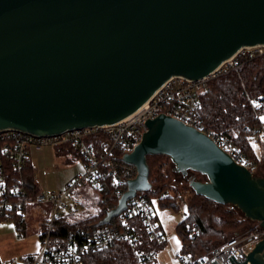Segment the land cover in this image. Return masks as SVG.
I'll list each match as a JSON object with an SVG mask.
<instances>
[{
	"label": "water",
	"instance_id": "obj_1",
	"mask_svg": "<svg viewBox=\"0 0 264 264\" xmlns=\"http://www.w3.org/2000/svg\"><path fill=\"white\" fill-rule=\"evenodd\" d=\"M260 45L264 0H0V130L38 137L111 125L170 77L202 78L240 48ZM145 126L122 155L136 175L96 225L152 187L146 158L162 154L194 193L230 204L264 228V176L168 114ZM189 171L205 179L189 178ZM245 256L228 259L264 264V236Z\"/></svg>",
	"mask_w": 264,
	"mask_h": 264
},
{
	"label": "built area",
	"instance_id": "obj_2",
	"mask_svg": "<svg viewBox=\"0 0 264 264\" xmlns=\"http://www.w3.org/2000/svg\"><path fill=\"white\" fill-rule=\"evenodd\" d=\"M263 53L264 45L244 46L207 76L196 80L172 76L133 114L111 125L84 127L38 137L17 129L0 130V219H13L16 234L22 236L26 204L31 201L51 204L50 214L39 225V250L25 256L18 264H85L86 253L103 251L119 241L128 245L136 264H154L159 246L167 244L166 232L156 210L160 196L151 197L147 191H137L127 200L126 208L109 223L72 228L63 243H52L54 221L79 214L82 204L72 193L77 186L89 185L97 192L114 187L118 198L121 196L126 189V181L137 172L132 164L122 161V155L139 143L146 130L145 121L160 113L177 118L207 134L237 163L254 172V161L236 144L234 132L216 131L205 125L200 98L211 78L229 68H236L241 61ZM248 101L256 118L261 121L258 136L254 140L264 141V119L261 120L264 115V97H248ZM45 147H61L76 152L82 159L83 169L62 191H39L33 200H21L26 195L21 177L23 167L31 161V151H41ZM7 166L16 172L15 175L8 171ZM108 175L112 176V183L109 184ZM251 221L253 224L247 229L227 238L210 251L195 256L177 252L173 260L179 264H210L213 260L216 264H236L228 259L232 254L236 261H243L245 255L264 236V228L259 222ZM137 223L144 234L143 240L137 237Z\"/></svg>",
	"mask_w": 264,
	"mask_h": 264
},
{
	"label": "trees",
	"instance_id": "obj_3",
	"mask_svg": "<svg viewBox=\"0 0 264 264\" xmlns=\"http://www.w3.org/2000/svg\"><path fill=\"white\" fill-rule=\"evenodd\" d=\"M264 97V53L250 60L239 62L236 68H229L216 77L211 78L206 90L200 98L201 113L205 125L216 131H229L236 134L235 142L252 158L255 166L264 164V154L259 157L254 152L252 142L258 136L260 119L252 110L248 97ZM106 143V142H105ZM151 188L149 196H160L156 210L168 206L177 208V197L172 192L177 189L169 181V169L172 165L166 155H148ZM21 177L26 188V195L21 200H33L40 191L34 174V167L27 162ZM7 169L15 175L10 168ZM190 175V172L188 173ZM107 183H112L108 175ZM196 176L203 180L204 176ZM124 187V186H123ZM114 187L98 191L96 210L74 220L60 217L54 221L52 243H63L68 231L78 226H94L105 215V212L117 204L118 196ZM186 198V210L180 222L175 225V231L180 239L178 252L199 255L210 251L227 238L247 229L253 222L230 204H221L194 193L191 189ZM2 220V219H0ZM137 237L144 239V234L138 223L135 225ZM164 245L159 246V249ZM85 264H136L128 245L119 241L113 246L99 252H89L84 255ZM156 264V263H154Z\"/></svg>",
	"mask_w": 264,
	"mask_h": 264
},
{
	"label": "rangeland",
	"instance_id": "obj_4",
	"mask_svg": "<svg viewBox=\"0 0 264 264\" xmlns=\"http://www.w3.org/2000/svg\"><path fill=\"white\" fill-rule=\"evenodd\" d=\"M263 119L264 115L261 116V120ZM252 145L258 157L264 154V141L254 140ZM46 149L45 154L36 152L30 156L32 162L38 168L35 180L40 191L60 192L70 182L74 174L80 170V164L73 162L61 164L59 159L55 155L53 156L52 150L50 148ZM172 167L173 165L168 167V183L177 189L176 192H172L173 190H171V194L177 197L179 203L177 208L168 206L157 210L159 220L165 229L167 237V244L157 251V264H179L173 260L176 253L180 250L179 246H181L180 239L176 233L177 231H175V225L183 217V212L186 210V198L191 189L188 186V179L183 178L179 173H175ZM189 172L190 175L187 174L189 178L195 177L198 173L193 171ZM261 172L264 173V164L262 163L255 166L253 173L259 175ZM196 178L198 177L196 176ZM72 193L79 198L83 207L90 200L96 205L98 192L89 185L77 186L72 190ZM50 209L51 204L49 202L31 201L27 203L24 211L25 223L23 225L24 233L22 236L16 234L13 219L0 220V264H18L25 256L34 254L39 250V225L50 214ZM74 217V215H70L66 219L74 220Z\"/></svg>",
	"mask_w": 264,
	"mask_h": 264
},
{
	"label": "crops",
	"instance_id": "obj_5",
	"mask_svg": "<svg viewBox=\"0 0 264 264\" xmlns=\"http://www.w3.org/2000/svg\"><path fill=\"white\" fill-rule=\"evenodd\" d=\"M46 148H50L51 150H52V154H53V156L55 155L58 159H59V161H60V163L62 164V163H71V162H73V163H79L80 164V172L82 171V169H83V163H82V159L80 158V156H79V154H77L76 152H73V151H71L70 149H67V148H54V147H45L43 150H41V151H31V153H30V156H31V154L32 153H36V152H42V153H44L45 154V151L47 150ZM30 160H31V158H30ZM31 164L33 165V167H34V174H35V177H36V174L38 173V168H37V166H36V164H34L33 162H32V160H31ZM48 170V169H47ZM79 171L76 173V174H78L79 173ZM76 174H74V176L76 175ZM73 176V177H74ZM36 179V178H35ZM36 181V180H35ZM62 191V190H61ZM86 206L85 207H83L82 206V208H81V210H80V212H79V214L77 215V216H75V218H79V217H81L82 215H86L87 213H94L95 212V210H96V207H95V205L91 202V200L90 201H88V202H86V204H85ZM155 263L157 264V260L155 259Z\"/></svg>",
	"mask_w": 264,
	"mask_h": 264
},
{
	"label": "flooded vegetation",
	"instance_id": "obj_6",
	"mask_svg": "<svg viewBox=\"0 0 264 264\" xmlns=\"http://www.w3.org/2000/svg\"><path fill=\"white\" fill-rule=\"evenodd\" d=\"M260 176H264V173L263 172H261V174H259Z\"/></svg>",
	"mask_w": 264,
	"mask_h": 264
}]
</instances>
